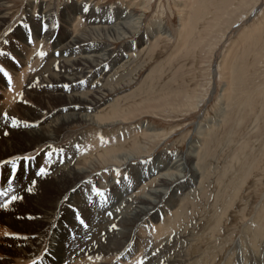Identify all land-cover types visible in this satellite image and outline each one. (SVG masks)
I'll use <instances>...</instances> for the list:
<instances>
[{
  "label": "bare ground",
  "instance_id": "6f19581e",
  "mask_svg": "<svg viewBox=\"0 0 264 264\" xmlns=\"http://www.w3.org/2000/svg\"><path fill=\"white\" fill-rule=\"evenodd\" d=\"M15 1L25 18L9 20L0 0V192L15 167L20 185L8 198L23 210H0L15 236L0 264H264V198L240 224L244 210L230 211L252 163L235 155L206 174L201 151L214 124L198 130L199 148L190 141L147 161L160 136L128 120L146 90L108 103L134 82L135 60L170 36L160 23L144 29L128 0ZM76 125L89 130L71 132ZM188 221L193 243L177 247Z\"/></svg>",
  "mask_w": 264,
  "mask_h": 264
},
{
  "label": "rangeland",
  "instance_id": "374dc122",
  "mask_svg": "<svg viewBox=\"0 0 264 264\" xmlns=\"http://www.w3.org/2000/svg\"><path fill=\"white\" fill-rule=\"evenodd\" d=\"M128 1L137 5L133 13L145 15L144 29L151 31L159 22L170 36L159 37L154 51L135 60L130 67L134 82L115 91L108 103L120 102L124 95L125 99L135 98V94L146 90V104L139 108L142 112L134 111L128 120L143 124L149 130L147 134L158 135V139L163 136L146 145L147 161L167 150L186 152L190 141L198 147L200 141H205L198 130L214 124L206 137L208 145L201 151L206 174L208 170L212 175L226 168L235 155L252 163L242 190L230 197L235 208L230 211L245 212L238 222L242 223L251 205L260 204L264 198V0H146L147 12L143 10L144 0ZM5 2L10 6L9 20L25 18L20 1ZM103 4L110 8L121 4V0H106ZM119 45L113 43V48ZM79 130L89 129L77 125L70 129L75 133ZM6 175L5 188L9 187L8 180L12 181V189L20 185V177L11 176L12 168ZM2 198L0 210L22 212L20 207L12 209L8 196ZM6 203L8 209L3 207ZM184 224L180 229L185 232L177 240V247L193 243L194 223ZM0 231L2 259L3 249L12 245L9 240L15 236L8 226L0 225Z\"/></svg>",
  "mask_w": 264,
  "mask_h": 264
},
{
  "label": "snow or ice",
  "instance_id": "6c2138e0",
  "mask_svg": "<svg viewBox=\"0 0 264 264\" xmlns=\"http://www.w3.org/2000/svg\"><path fill=\"white\" fill-rule=\"evenodd\" d=\"M83 11L87 12V11H88V8H87V7H84V8H83ZM37 55L43 57V56H44V53H43V52H38ZM0 71H3V70L0 69ZM5 118H7V117H5ZM15 124H16V122L13 121V126H15ZM25 159L27 160V159H30V158H29V157H25ZM12 174H15V167H13V169H12ZM38 174H40V175L45 174V170H44V169H41V170H40V173H38ZM11 184H12V181H11V180H8V185H9V187H8L5 191L0 192V196H8V194H9L10 192H12L13 189H12V187H11ZM31 190H32L31 188L28 189L29 192H31ZM100 194L102 195V193H100ZM18 199H20V197L13 195V196H11L10 200L8 201V203H11V202L16 201V200H18ZM3 207H4V208H7V207H8V204H7V203L4 204ZM77 219L79 220L80 218L77 217ZM80 222L83 223L82 220H81ZM141 264H142V262H141Z\"/></svg>",
  "mask_w": 264,
  "mask_h": 264
}]
</instances>
